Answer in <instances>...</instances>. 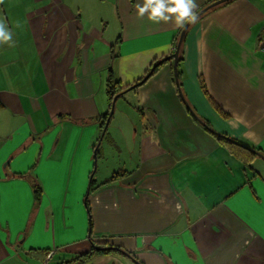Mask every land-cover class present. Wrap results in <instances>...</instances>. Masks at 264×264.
I'll list each match as a JSON object with an SVG mask.
<instances>
[{
  "label": "crops",
  "instance_id": "obj_1",
  "mask_svg": "<svg viewBox=\"0 0 264 264\" xmlns=\"http://www.w3.org/2000/svg\"><path fill=\"white\" fill-rule=\"evenodd\" d=\"M143 2L115 0L108 37L82 5L0 0L12 31L0 42V264H67L94 244L123 260L83 264H264V162L245 164L191 116L172 60L100 126L109 79L135 84L182 29L174 13L138 15ZM263 46L264 0H233L187 28L178 73L197 118L264 156Z\"/></svg>",
  "mask_w": 264,
  "mask_h": 264
},
{
  "label": "trees",
  "instance_id": "obj_2",
  "mask_svg": "<svg viewBox=\"0 0 264 264\" xmlns=\"http://www.w3.org/2000/svg\"><path fill=\"white\" fill-rule=\"evenodd\" d=\"M213 1H215V0H213ZM232 1L233 0H230V1H227L225 3H222V4L218 5L216 7H213L212 9H210V10L206 11L205 13H203L201 16H203L204 14H206L207 12H209V11L215 9V8L227 5L230 2H232ZM210 2H212V1H210ZM201 16H199L197 19H199ZM179 34H180V32L178 33V35H177V37L175 38V41H174L175 47H176V43H177ZM182 44H183V41H182ZM182 44H181V46H182ZM181 46H180V49H181ZM180 49H179V52H180ZM174 50H175V48H174ZM179 59L180 58H179V53H178V64H179V61H180ZM170 60H172L171 56L167 57V58H163L162 60L158 61L156 64L151 66L150 70L145 74V76L148 75L147 79L151 75H153L162 64H165V63L169 62ZM177 74H178V84H179L178 65H177ZM143 78H141L139 81H137L132 86H128V87H125V88H121L118 85V83L112 82V80L109 79V81L107 82V85H106V93H107V96H108V99H109L110 106H111L112 101H113V99H114V97L116 95L120 96L123 93H125L127 91H130V90H134L135 88H137L138 86L143 84L147 80L146 79L143 82H141ZM179 89H180V84H179ZM108 115H109V113L106 114L101 120H99L100 126H101V128H103V130L105 129L104 127L106 126ZM194 118L203 126V128L205 130H207L209 133H211L219 141L220 144L225 146L230 152H232L235 156L240 158L245 164L249 165V163L252 161V159L256 157L255 154H253L252 152L248 151V149H247L248 147H246L245 145H243V144H241V143H239V142H237V141H235L233 139H230L229 137L225 136L224 134H221V133L213 131L205 122L201 121L196 116ZM253 150H255V149H253ZM255 151H257V150H255ZM120 176H121V174H118V173L115 174L111 178V181L116 180L117 177H120ZM33 189H34V198H35V200L36 199L38 200L39 195H40V189L37 186L33 187ZM87 210H88V207H87ZM115 251L123 253L120 250V248H117V247L113 248V247H110V246H105V245L100 246V245L94 244L89 253L80 255V256L77 257V259L74 262L67 263V264H83V263L87 262L90 259V257L93 256V255H100V254H104V255L107 254L108 255V254L116 253ZM124 254L127 255V253H124ZM130 256L131 255L129 254V257Z\"/></svg>",
  "mask_w": 264,
  "mask_h": 264
},
{
  "label": "clouds",
  "instance_id": "obj_3",
  "mask_svg": "<svg viewBox=\"0 0 264 264\" xmlns=\"http://www.w3.org/2000/svg\"><path fill=\"white\" fill-rule=\"evenodd\" d=\"M136 7L138 15L143 16L147 12L148 18L154 22L172 19L170 14L173 13L176 14L175 23L180 27H183L186 22H195L197 19L196 0H144ZM11 40L12 31L8 23L0 20V42Z\"/></svg>",
  "mask_w": 264,
  "mask_h": 264
},
{
  "label": "rangeland",
  "instance_id": "obj_4",
  "mask_svg": "<svg viewBox=\"0 0 264 264\" xmlns=\"http://www.w3.org/2000/svg\"><path fill=\"white\" fill-rule=\"evenodd\" d=\"M8 0H1L2 4L5 6H8V4H6ZM70 4H73L74 6L79 4V5H82V7L85 8V10L88 12L89 16H97L99 14H102L103 17H105L104 19H106V24L108 25V29H107V33L106 35L108 37H113L117 30H118V23H116V20L113 19L115 18V16L113 15V17L111 18V9L113 7V10H114V14H116V11H115V4H114V1L115 0H64ZM3 9L5 10V12L8 13V7H3ZM130 118H137L133 115H129ZM110 164V163H109ZM108 167H110L111 165H107ZM107 167H101L100 170L102 169H106ZM99 176V175H98ZM97 176V178H98ZM23 238V237H22ZM110 256H113V257H118L116 253H112V254H108ZM119 259L121 260L122 257L119 256ZM123 260V259H122ZM121 260V261H122ZM52 264V263H51ZM112 264V263H110ZM130 264V263H128Z\"/></svg>",
  "mask_w": 264,
  "mask_h": 264
},
{
  "label": "water",
  "instance_id": "obj_5",
  "mask_svg": "<svg viewBox=\"0 0 264 264\" xmlns=\"http://www.w3.org/2000/svg\"><path fill=\"white\" fill-rule=\"evenodd\" d=\"M227 1H230V0H215L213 2H211L210 4H208L205 8H203L202 10H200L199 12H197V18L199 16H201L203 13H205L206 11L212 9L213 7H216L222 3H225ZM193 22H186L184 24V26L182 27L181 31H180V34H179V37H178V40H177V43H176V47H175V50L173 52V54L171 55V59H172V70H173V78H174V82H175V85H176V88H177V91H178V94H179V97L181 99V101L183 102L184 106L187 108L188 112L191 114V116L195 117V114L193 113V111L190 109V107L188 106V104L186 103L185 99L183 98L182 94H181V91L179 89V84H178V74H177V65H178V53H179V49H180V46L182 44V41L184 39V36H185V33L187 31V28L192 24ZM148 77L145 76L141 82H143L144 80H146ZM119 97V95H116L112 101V105H111V108H110V111H109V115H108V119H107V122L110 118V116L112 115L113 113V108H114V103L116 101V99ZM107 122H106V126H107ZM248 151L252 152L253 154H255L258 158H260L263 162H264V156L251 149V148H247ZM126 256L129 257V254H127ZM133 261V260H132ZM134 264H137L135 263V261H133Z\"/></svg>",
  "mask_w": 264,
  "mask_h": 264
},
{
  "label": "built area",
  "instance_id": "obj_6",
  "mask_svg": "<svg viewBox=\"0 0 264 264\" xmlns=\"http://www.w3.org/2000/svg\"><path fill=\"white\" fill-rule=\"evenodd\" d=\"M263 51H264V46L262 47Z\"/></svg>",
  "mask_w": 264,
  "mask_h": 264
}]
</instances>
